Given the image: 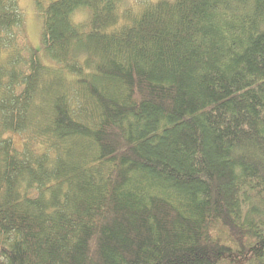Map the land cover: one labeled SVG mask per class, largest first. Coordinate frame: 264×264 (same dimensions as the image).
Segmentation results:
<instances>
[{
    "label": "trees",
    "instance_id": "1",
    "mask_svg": "<svg viewBox=\"0 0 264 264\" xmlns=\"http://www.w3.org/2000/svg\"><path fill=\"white\" fill-rule=\"evenodd\" d=\"M123 2L0 0V264H264V0Z\"/></svg>",
    "mask_w": 264,
    "mask_h": 264
},
{
    "label": "rangeland",
    "instance_id": "2",
    "mask_svg": "<svg viewBox=\"0 0 264 264\" xmlns=\"http://www.w3.org/2000/svg\"><path fill=\"white\" fill-rule=\"evenodd\" d=\"M50 1L55 0H43L44 3H48ZM144 1H152V2H159L162 0H124L122 3V8H128L130 6L134 7L135 9L139 10L141 9V4ZM164 1H170L172 0H164ZM35 4L36 0H21L20 8L22 11H24V17L26 21V31H28V39L31 43V46L35 49V51H40L42 48V20L37 14V10H35ZM91 13L90 10L87 9H77L76 12L73 13L72 19L76 24L85 23L88 22L90 19ZM44 63H47L46 60H43ZM14 139L17 143V145H21L22 138L20 136H14Z\"/></svg>",
    "mask_w": 264,
    "mask_h": 264
}]
</instances>
